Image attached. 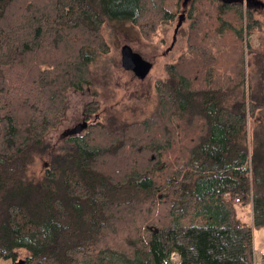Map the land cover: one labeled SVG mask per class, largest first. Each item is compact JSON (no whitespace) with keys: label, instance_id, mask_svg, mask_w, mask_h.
Instances as JSON below:
<instances>
[{"label":"trees","instance_id":"obj_1","mask_svg":"<svg viewBox=\"0 0 264 264\" xmlns=\"http://www.w3.org/2000/svg\"><path fill=\"white\" fill-rule=\"evenodd\" d=\"M241 3L0 0V264H264V23ZM174 18L193 42L163 64L150 111L88 102L96 121L30 173L65 90L110 81L103 26L150 40Z\"/></svg>","mask_w":264,"mask_h":264},{"label":"rangeland","instance_id":"obj_2","mask_svg":"<svg viewBox=\"0 0 264 264\" xmlns=\"http://www.w3.org/2000/svg\"><path fill=\"white\" fill-rule=\"evenodd\" d=\"M181 1L178 0L179 6L176 15L181 10ZM192 1H186L185 10L188 9ZM241 2L243 7H249L258 22L264 23V0H241ZM176 22V18H174L166 23H160L150 40L144 39L137 27L128 22H107L103 26L102 33L109 46L108 55L112 60L109 71L110 81L102 82L91 88L82 87L81 90L68 88L65 90V108L62 117L56 127L44 135L43 153L39 159L34 160L29 169L30 173L40 174L48 165L51 157L63 151L67 146L65 141L68 136L67 132L83 121V109L88 102H98L100 113H105L108 117L118 114L123 119H127L130 116V110H134L140 115L150 111L154 102V82L156 79L164 78L163 64L175 61L178 56L187 51L188 44L193 42V40H188L187 19L174 32ZM257 34L260 33L257 32L249 37L252 48L259 46ZM124 44L130 46L133 51L152 64L144 79H137L130 71H126L120 66L119 49ZM248 51L247 48L243 50L244 63L250 61L251 55ZM245 71L246 76L249 77L248 70ZM95 117L86 119V128L81 132L86 131L90 127L89 124L96 121ZM250 125L251 121L249 120L248 126L250 127ZM238 212L244 220H249V212L246 208H239ZM253 233L254 255L256 254L255 262L257 263L259 251L264 245V228H259ZM171 259L176 260L174 253L171 254Z\"/></svg>","mask_w":264,"mask_h":264},{"label":"water","instance_id":"obj_3","mask_svg":"<svg viewBox=\"0 0 264 264\" xmlns=\"http://www.w3.org/2000/svg\"><path fill=\"white\" fill-rule=\"evenodd\" d=\"M187 0H182V4L184 5ZM181 18V16H180ZM181 25V21L178 20L175 24L174 32H176V29ZM119 55H120V66L122 69L126 71H130L137 79H144L148 72L150 71L152 64L143 59L140 54L133 51L130 46L124 44L120 46L119 49ZM86 127V121H82L79 125L74 126L68 133H77L78 131H81L83 128Z\"/></svg>","mask_w":264,"mask_h":264}]
</instances>
